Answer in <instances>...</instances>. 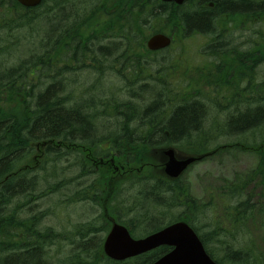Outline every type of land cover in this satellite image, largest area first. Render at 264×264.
Instances as JSON below:
<instances>
[{
  "label": "trees",
  "instance_id": "obj_1",
  "mask_svg": "<svg viewBox=\"0 0 264 264\" xmlns=\"http://www.w3.org/2000/svg\"><path fill=\"white\" fill-rule=\"evenodd\" d=\"M228 15L264 18V2L202 0L197 6L193 3L177 6L161 0H42L37 8H25L16 0H0V264H152L161 256L162 253L155 252L115 262L103 254V240H98L100 233L109 231L114 219L128 227L134 237L138 236L134 228L143 219L137 217L138 222L130 223L120 220L115 214L120 207L113 198L115 190L122 185L139 183L144 171L153 166L155 149L189 148L191 144L194 147L196 139L192 135L199 134L208 120L205 100L208 101L209 92H200L202 90L191 85L188 93L193 92L194 96L174 95L178 91L165 78L166 67H162L163 72L159 71L161 66L153 71L151 61L156 55L147 50L145 42L152 33L166 30L179 33L183 27H186L183 38L194 32L210 35L217 16ZM162 18L165 21L162 27L147 28L154 24V19ZM21 46H25L20 52L23 57L14 56L15 50L11 52L10 48ZM27 46L32 49L28 50ZM219 46L211 45V48L215 51ZM71 50H74L72 56ZM113 54L117 56L115 60L111 57ZM98 57L110 60L107 68L102 63L96 65L94 59ZM65 59L70 65L63 64ZM246 62L247 55L241 65ZM61 70L72 74L70 82L49 84ZM80 70L95 74L97 79L114 80L115 76L123 87L115 83L112 94H121L124 88L129 98L141 102L145 101L144 97L150 101L143 110L132 103H110L113 109L126 112L124 124L120 123L117 128H129L134 120L141 121L132 129L135 132L120 130L108 134L104 129L98 130L96 121L102 117L97 115L85 84L73 79ZM238 75L236 73V77ZM218 78L221 82V76ZM204 79L208 85L209 70ZM249 82L247 91L253 89L254 93L245 100L248 107L238 111L239 115L235 111L227 114L228 134H219L237 137L235 143L245 150L250 148L244 146L246 140L240 137L247 138V132L264 126V81L261 85ZM235 92L232 93L235 99L244 98L245 90ZM251 102L255 106H251ZM233 105L229 103L222 110L229 112ZM203 137L205 130L200 139ZM187 139H190L186 142L188 145L182 146ZM200 145L204 149V144ZM108 147L118 152L122 164L128 159L130 166L139 167H134L135 179H120L112 187V182L109 185L108 182L114 173L105 168L96 171V165L87 159L88 153L95 158L104 157L109 155ZM224 149L214 151L218 154ZM251 149L259 156L256 168L244 175L238 174L233 181L225 183V187L217 188L216 197L225 204V221L235 231V239L240 237V243H244V248L235 250V243L229 245L226 241L228 249L222 259L211 250V237L201 235L194 225L203 205L192 197L182 181L149 176L142 179L148 184L156 180L145 192L151 194L149 198L161 197L159 205L171 207L182 203L185 206V214L193 218H174L168 224L181 220L190 222L209 255L219 264H264V252L256 245H249L250 233H247L249 225L264 215V142ZM193 155L199 153L194 150ZM63 160L70 163L71 174H65L61 168ZM55 196L60 200L43 210ZM82 202L97 207L101 204L103 218L97 216L96 220L73 226L70 240H65L69 233L63 228L42 227L48 216L58 215V208L64 210L68 205ZM218 224L214 238L226 234L221 223Z\"/></svg>",
  "mask_w": 264,
  "mask_h": 264
},
{
  "label": "rangeland",
  "instance_id": "obj_2",
  "mask_svg": "<svg viewBox=\"0 0 264 264\" xmlns=\"http://www.w3.org/2000/svg\"><path fill=\"white\" fill-rule=\"evenodd\" d=\"M217 18L218 19L216 21V27L218 29L215 36L211 37L212 35L208 36L201 34L204 37L208 36L210 38L209 45H212L213 40L217 45H220L217 49H215V51L211 49L210 55L212 56V54H214L215 56L212 57L217 58L218 56L222 55L224 51L227 53L228 51H231L230 54H238V58L241 55H247V62L244 65H241V63L238 62V68L230 67V70L224 71L226 68L224 66L220 67L218 60H216L215 63L213 62L214 60H209L211 56H209V58L207 57L209 54L208 52L205 53L206 47L201 48L202 46L206 45V39L201 37L189 38L188 34L185 35L187 39L181 40H179L176 35V42H174L173 48L158 52V54L152 53L156 56L153 57L155 58V60L151 61V63L154 67L153 71L159 69L161 66L159 71L163 72L162 67H166L168 71L165 78L179 92H176L174 94L176 96L180 95V93L184 91H186L187 93L190 92L189 90L191 88L189 87L190 81L192 80L191 73L196 72V69L199 68V66L204 65L203 70H201L202 75L200 73L197 88L199 90H202L200 92H204V90L209 92L206 97L208 98V101L205 100V103L208 106V120L203 124L204 129H202L199 134L192 135L194 140L196 139L194 147H192L193 145L191 144L189 148H178L188 151L190 154L195 150L199 153V157L205 156V153L207 155L212 154V151L217 148H227L216 155H212L209 159L205 158L202 162L193 164L188 172L182 177L181 184H184V186L189 189L192 197L196 199L201 205H203L202 213L200 214V216L198 215L197 218L193 221L194 225L199 229L201 235H205L206 238L211 237L210 240L213 242H209V246L213 253L219 259H222L223 257H226V250L228 249L226 241L228 242V244L230 242L229 245H232V242H234L235 250L244 248V243H240V237H237V239H235V231L233 230L232 226L227 224L225 221V204L220 199H217V188L225 187V183H227L228 181H233L238 174H240L241 176L256 168L257 164L259 163V156L256 152L252 151L251 148L255 147V145L260 142H264V126L259 129L247 132V138L240 137L242 141L246 140L243 144L244 146L250 148L248 150H245L241 146L237 145V143H235L238 140L237 137L229 138L219 134H228V130L226 129L227 114L232 115L233 111H235V113L237 112L236 115H239L238 111H243L248 107V104L245 102V100L252 97V94L254 93L253 89L247 91V88L250 84L249 80L252 81L251 84L253 85H255L256 83L261 85V83L264 81V64L262 65V60L258 59L257 63H255V61L252 60L248 55V53L250 54L252 50L257 49L252 48L254 45L264 42V18L243 17L238 15H228L220 18L217 16ZM153 21L154 24H150L147 27L148 29H150L153 25L160 28L165 24L164 18L154 19ZM160 32L173 36V34L171 35V33L174 31L166 30L159 31L158 33ZM224 32L231 34L232 37L236 39V41L233 42V38L231 39L228 35H223ZM193 34L195 33H192V35ZM217 34L220 35L218 40H216ZM151 36L152 34L147 37V40L145 42L146 45L148 39ZM31 41L32 39L29 37V43ZM244 42L245 44L243 45V47H241ZM229 46H231L230 49H228ZM24 47L25 46H21L19 49L11 47L10 50L11 52L15 50L14 56H20L19 58H22L23 54H20V52L24 51ZM27 49L31 50L32 47L27 46ZM73 51L74 50H71L70 56H72ZM246 51H248V53ZM251 54L254 55L255 53L253 52ZM184 55H191L193 56V58H188L186 60L178 59L179 56ZM111 57L114 60L117 58L115 54H113ZM94 60L97 66L101 63L105 64V68L108 67L107 64L110 61L109 59L104 60L103 58L99 57L95 58ZM14 61L15 59L11 62V64H14ZM63 64L70 65V62L65 59V62H63ZM212 65H215L217 74H219L220 72L221 82L218 77H212L211 81H208V83H210L207 85L204 82V77L206 76V73L208 75L207 70L213 71L212 67H208ZM238 69L246 72V78L243 75H238L237 77H235L239 80L237 82V79L234 81L233 76ZM185 70L188 71V74H180ZM79 72L80 73L74 75L73 79L77 80L79 83L85 84L86 88L89 91L92 105L97 111V115H100L102 117L98 118L99 120L96 121V127L98 128V130L104 129L108 132V134L117 133L119 132V130L117 129L119 124H124L123 118L126 112L123 109H121L120 111L113 109L110 106V103L112 101H117L115 102L117 104L132 103L137 105L138 107H141V110H143L145 106L150 104V101L148 99H145L144 97L143 99L145 101L141 102L129 98L126 95L124 88V91L120 94V96L119 92L113 95L112 93L114 92V88L112 85H115L116 83L117 86L123 87V85L119 83V80L115 76H113L114 80H112V78L106 80L104 78L97 79L95 74L87 71L80 70ZM71 77L72 74L68 73L66 70H62L58 72L57 76L54 79L50 80L49 84H51V82L56 83V81H59V84L63 83L64 85H66L70 82ZM184 78H187L188 81L184 80ZM194 78L197 79L198 76L196 75L194 76ZM236 90L240 92L245 90V92L243 93L244 98L235 99L233 94H236ZM194 95L195 94L193 92L191 94L188 93V97H192ZM229 103H234V108H231L229 112L226 110H222L223 107H227ZM250 105L255 106L252 102ZM107 106L109 107V109H106ZM139 113L140 112H138V114ZM142 113L143 112H141L140 114ZM105 114L108 115V118H103ZM138 118H141V116L138 115ZM133 122L134 123L130 125L132 127L137 126V123H141V121L135 122V120ZM204 130L205 137H203V139L201 140L200 137L204 133ZM189 141L190 139L183 141L181 143L183 144L182 146H187L188 144H186V142ZM200 143L204 144V149H201ZM170 148L174 149L176 147L164 146L153 151V161L151 162V165L153 166L152 168L144 171V173L140 177L141 179L138 180L139 183H129L125 186L122 185V188L119 187L117 190H115V193L113 195L115 203L120 204L119 212L115 211V214H118L122 222L130 223L132 222V220H136L138 222L137 217H141L143 219V222L140 225H136L134 228V230L138 234V237L144 236L145 234L147 235V231H149V233H153V230H157V228H163V222L169 223L174 218H193V215L191 216L190 214H185L187 213V209L185 208V206H183L182 203L179 206L171 207L167 206V204L159 205L157 202L161 197L155 195L149 198V195L151 194L149 193L146 195L145 192L147 188L151 187V184L156 183L155 179L161 177V179L163 180L170 181L164 175V173L162 175L166 160L163 157L155 156V152L162 153L164 150ZM74 159L75 158H73L72 161H74ZM69 164L70 163L67 160H63L60 163L61 168L64 169V173L67 175L72 173V170L68 166ZM136 166L133 165V168ZM147 166H150V163ZM144 168L146 167H142L141 169L144 170ZM148 176L151 178H155L153 179L155 181H150V184H148L149 182H143L142 179L147 178ZM127 179L129 180L131 178H126V180ZM87 181L88 183L91 182L90 179H87ZM259 189L262 191L261 187H259ZM257 193H259V190H257ZM146 196L148 197V201H146ZM59 200L60 197H53L51 203L45 205L43 207V210L50 207V205L52 207ZM65 208L66 209L64 210H60L58 208V215L56 217L48 216L45 220V223H43L42 225L43 228L50 227L56 230H59L61 228L65 229L67 233H69L68 237H66L65 240H70V232L73 231V226L84 225L91 219L96 220L97 216H99V218H103L101 204H99V207H97L95 204L82 202L75 205H68ZM166 216L167 218L163 222H161V220ZM153 222H156V225H154ZM219 222L221 223V227L225 230L226 234L225 236L220 235L221 238H214L213 233L217 230V225H219ZM114 223H117L115 219L113 223L110 222L109 231ZM145 228L147 229L145 230ZM109 231L107 233H100V236L98 237V240H103V245ZM247 233H250V236H248L249 245H256V248L260 252H264V215L259 216L256 223H252L249 225Z\"/></svg>",
  "mask_w": 264,
  "mask_h": 264
},
{
  "label": "water",
  "instance_id": "obj_3",
  "mask_svg": "<svg viewBox=\"0 0 264 264\" xmlns=\"http://www.w3.org/2000/svg\"><path fill=\"white\" fill-rule=\"evenodd\" d=\"M25 8L38 7L42 0H17ZM182 5L189 0H162ZM172 39L163 34L151 37L147 46L150 51H158L171 46ZM156 150V149H155ZM155 156L163 157L166 162L164 174L167 178L178 179L187 169L200 161L202 157H183L176 150L167 149L162 153L155 152ZM160 246L174 247V251L161 258L155 264H217L206 253L203 244L192 228L186 223H177L168 228L149 235L147 238L135 240L128 229L121 224L114 223L104 243L105 255L114 261H125L148 253Z\"/></svg>",
  "mask_w": 264,
  "mask_h": 264
},
{
  "label": "flooded vegetation",
  "instance_id": "obj_4",
  "mask_svg": "<svg viewBox=\"0 0 264 264\" xmlns=\"http://www.w3.org/2000/svg\"><path fill=\"white\" fill-rule=\"evenodd\" d=\"M214 0H211V2H213ZM193 3V6H197L199 4L202 3V0H194V1H189V2H186L184 5H187V4H191ZM216 21L214 22L213 26H212V30L210 32V35H212L211 37H214L216 32H217V27H216ZM215 28V29H214ZM186 27H183V29H180L179 30V34L180 35H183L185 34L186 32ZM161 34H165L163 32H160ZM195 34H193V37H197V33L198 32H194ZM173 34V36H170L169 34H165L169 37L172 38L173 40V44L174 42H176V33L172 32L171 35ZM223 35H228L231 39L233 38L231 34L227 33V32H224ZM189 37H191V35H189ZM151 38V37H150ZM149 38V39H150ZM148 39V40H149ZM179 39V38H178ZM216 39L218 40L217 36H216ZM233 42L236 41V39H232ZM171 45L169 48L167 49H170V48H173L174 45ZM215 41L213 40L212 42V47L213 46H216L215 45ZM242 44V43H241ZM245 44V42L241 45V47H243V45ZM231 46H229L228 49H230ZM165 49V50H167ZM208 49H209V56L210 55V51H211V45L208 46ZM165 50H161V51H165ZM246 50V49H245ZM161 51H157V52H151V53H158V52H161ZM247 52V51H246ZM231 51H228L227 52H223L222 55L218 56L217 58H213L212 56H215L214 54H212L211 58H209V60H214L213 62L215 63L216 60L219 61V64L220 66H224L226 69L224 71H227V70H230V67H237V63L242 61V58L244 56L241 57V60L238 59V54H230ZM193 55V54H191ZM191 55H184V56H179L178 59L179 60H186L188 58H193V56ZM258 56H261L260 54ZM238 68V67H237ZM240 70V69H238ZM237 70V71H238ZM240 73L241 74H244L246 76V72H243L242 70H240ZM180 74H188V71H182ZM213 74L215 77L216 76V69H215V65H213ZM212 72L210 71V76H211V79H212ZM184 80L188 81L187 78H184ZM196 80V78L192 77V83H194ZM124 90H120V92H123ZM119 96H120V93H119ZM182 96L184 97H188V93H184L182 94ZM135 127H132L130 126L129 128H117L119 131L120 130H128V131H132V132H135L133 131L132 129H134ZM108 151H109V155H105L104 157H100V158H95L91 152L88 153V156H87V159H89L90 161L93 162V166L96 165V171H99L100 169H106L108 172H113L114 173V176L111 178V181L108 182V185L112 182V187L118 182V180L120 179H126V178H131V179H135L134 177V168L133 166H130V162L128 159H125V163L122 164L121 162H119V154L118 152H115L114 150H110V147L107 148ZM172 249L171 248H168V247H160L158 248L157 250H155L154 252H151V253H148V255H152V253H155V252H160L162 253L161 256L169 253Z\"/></svg>",
  "mask_w": 264,
  "mask_h": 264
},
{
  "label": "bare ground",
  "instance_id": "obj_5",
  "mask_svg": "<svg viewBox=\"0 0 264 264\" xmlns=\"http://www.w3.org/2000/svg\"><path fill=\"white\" fill-rule=\"evenodd\" d=\"M84 1V0H83ZM161 2H163L162 0H161ZM164 3H173V4H176L175 2H164ZM177 5V4H176ZM22 6V5H21ZM177 6H182V5H177ZM188 12V11H187ZM39 19V18H38ZM35 25V24H34ZM215 29V28H214ZM161 34V33H160ZM222 34V33H221ZM7 35V34H6ZM163 35H165V34H163ZM218 35V34H217ZM167 36V35H166ZM152 37V36H151ZM169 37V36H168ZM171 38V37H170ZM151 39V38H150ZM149 39V40H150ZM172 39V38H171ZM149 40L147 41V44H148V42H149ZM172 42H173V40H172ZM173 44V43H172ZM171 44V45H172ZM162 50H165V49H162ZM161 51V50H160ZM27 52V51H26ZM150 52H157V51H150ZM175 58V57H174ZM113 59V58H112ZM15 62V61H14ZM99 65V64H98ZM62 71V70H61ZM68 75V74H67ZM61 76V75H60ZM62 78V77H61ZM114 78V77H113ZM173 78V77H172ZM58 80V79H57ZM116 80V79H115ZM118 81V80H117ZM63 82V81H62ZM52 83V82H51ZM53 84V83H52ZM63 84V83H62ZM41 92V91H40ZM93 98V97H92ZM88 105V104H87ZM91 134V133H90ZM35 182V181H34ZM37 184V183H36ZM39 186V185H38ZM37 188V187H36ZM65 188V187H64ZM53 234V233H52ZM152 264H155V262H153Z\"/></svg>",
  "mask_w": 264,
  "mask_h": 264
}]
</instances>
